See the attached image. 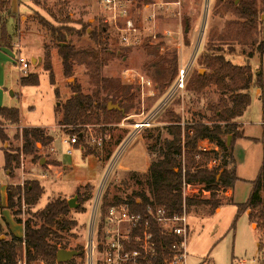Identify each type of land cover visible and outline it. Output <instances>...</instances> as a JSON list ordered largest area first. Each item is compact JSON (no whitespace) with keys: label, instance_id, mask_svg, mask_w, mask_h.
<instances>
[{"label":"rangeland","instance_id":"rangeland-1","mask_svg":"<svg viewBox=\"0 0 264 264\" xmlns=\"http://www.w3.org/2000/svg\"><path fill=\"white\" fill-rule=\"evenodd\" d=\"M10 1L9 5L14 8L13 0ZM240 2L241 0L235 1L237 5ZM16 3H18L17 11H14L13 17L8 19V31L11 36L9 48L13 51L10 56L13 76L9 84L8 100L10 106L20 109L22 121L20 124L4 122L1 125L4 131V149L20 156L21 163L20 167L9 169V175L11 178H16L12 185L24 186L26 182L37 179L43 158L48 156L43 167L48 166V163L57 162L51 158L53 146L43 148L41 143L38 144L43 158L34 163L35 168L30 162L32 157L25 155L22 150L23 140L19 138V133L24 128L23 124L46 128L47 132L54 136V147L58 158L69 166V169L53 186L48 187L49 192L44 195L40 205L47 204L49 195H52L56 186L63 187L56 192H68L89 180L96 188V191L91 192L92 185L88 184L90 186L84 187V191L80 194L81 198L77 194L68 199L69 201L76 198L75 206L70 207L71 212L66 218L76 221L77 224L66 230H58V235L54 238L60 247L84 251L83 256L80 254L73 259L79 264H88L86 251L89 242L94 238L98 244L101 237L99 223L102 217L100 206L103 196L108 195L111 201L117 202L135 196L136 193L147 191L146 180L150 169V167L147 168L148 164L159 157L160 148L165 146L167 140L172 139L168 127L174 114L181 115L183 128L195 122H204L213 126L218 122L217 110L233 106L231 93L221 91L216 85L208 86L202 93L188 89V82L195 73L210 72L208 68L200 64V57L209 46L213 45L221 49L227 59L238 65L246 64L248 53L253 50H256V55L251 60L253 66L263 65V60L259 56L257 45L242 43L240 39L234 38L233 34L229 38L225 37L229 28L234 26L231 23L237 19V16L220 0H134L132 12L139 27L137 35L139 40L131 45L121 40L117 24L105 21L107 13L103 10L100 0H16ZM4 7L0 4V9ZM262 19L264 20V15ZM42 22L50 26L68 23L76 32L88 27L87 32L70 35L69 41L80 49H94L100 52L106 47L114 50L115 53L108 57L101 76L131 85L136 94L134 107L128 114L114 115L103 124L91 125L87 128L85 143L89 144L92 155L101 168L93 167L89 160L83 159L81 150L77 148H82L83 144L79 146L77 144L73 154H68L69 146L64 140L70 134V128L60 126L62 106L72 94L68 84L78 80L83 85L84 91L91 93L95 90V77L88 71L86 63L79 62L75 63V76L71 78L64 76L57 42L52 39L49 30ZM101 25L108 27V31L102 36L105 42L104 47L90 37V34ZM262 28L264 29V23ZM257 37L259 41L264 40V33L257 34ZM155 47H161V53L162 51L178 53L176 72L185 64L191 65L185 91L175 93L168 101L167 95L173 90L178 75L175 73L173 83L164 91L158 87L149 70V64L153 59L149 50ZM48 52L51 55L50 60L57 85L51 83L49 71L45 69ZM19 55L29 61L28 73L20 71ZM34 58H37V61L33 62ZM31 74L39 75L40 84L23 86L21 79ZM140 75L152 81V85L146 84L144 89L139 79ZM58 86L61 88V97H57L56 94ZM250 92L252 105L245 116L238 119L244 124L245 135L249 138L240 139L235 149L239 171L242 177L245 176L243 177L245 184L241 183L238 198L245 202L249 198L252 181L258 178L264 162V98L262 94L260 96L257 94V88H252ZM165 101V106L156 116L154 124L150 128L141 130L134 139L127 142L133 130L131 122L139 120L140 113L153 111ZM121 103L128 105L127 101L120 100L117 104L122 110L124 108ZM130 115L131 120L125 121V118ZM123 122L125 125H121ZM230 136L232 135L227 137V141ZM94 138L98 140L102 138V146L94 143ZM1 145L0 138V147ZM206 147L207 151L200 150ZM84 151L85 155L89 154V149ZM216 151H219L216 143L208 140L199 142L198 153L215 155ZM182 160L185 167L187 162L185 148ZM257 163L258 169L255 166ZM4 164L5 155L0 149L2 190L8 183L3 170ZM196 189L199 188L189 185L187 195L199 196V190ZM89 194L90 199L82 207V202ZM204 195L202 193L200 196ZM5 208L7 206L1 203L0 238L2 239L11 232L5 222ZM210 209V205L206 203H196L189 208L188 213L194 224L188 242L186 264H240V262L261 264L258 244L264 241V231L261 227L255 229L257 225L254 226L255 228L252 226L250 215L245 212L237 216L238 207L227 203L223 204L220 213L210 212ZM16 210L19 212V217L24 220L32 218V215L38 212L37 208L30 209L25 204L22 208L17 207ZM202 216L204 218H201ZM25 257L26 251H23L20 264H26ZM36 264H41V261ZM42 264L45 263L42 262ZM94 264H103L101 250L96 252Z\"/></svg>","mask_w":264,"mask_h":264},{"label":"trees","instance_id":"trees-1","mask_svg":"<svg viewBox=\"0 0 264 264\" xmlns=\"http://www.w3.org/2000/svg\"><path fill=\"white\" fill-rule=\"evenodd\" d=\"M230 11H233L237 19L232 21L225 37L233 34L234 38L240 39L242 43L257 45L259 56L263 60L264 40L259 41L257 34L264 33L262 25L264 20V0H241L237 5L236 0H220ZM10 0H0V4L5 6L0 9V48L11 47L8 31V19L13 17L14 10L9 5ZM4 14V15H3ZM6 15V16H5ZM49 30L50 36L57 42L59 56L63 63V73L66 78L75 76V63H86L89 72L95 77V90L91 93L84 91L83 85L76 80L69 83L71 95L62 106L60 126L70 128V134L79 135V145L84 149H89V154H93L89 144L85 143L87 128L91 125H99L107 122L114 115L124 116L134 107L136 94L131 85H125L121 81H115L101 76L104 65L108 61L110 54L114 50L104 47L103 34L108 31L106 25L96 28L90 37L103 46L104 51L97 52L94 49L77 48L70 35L87 32L88 27L83 31L76 32L68 23L61 26H50L42 22ZM149 54L153 56L149 67L150 75L163 91L174 81L178 68V53L162 51L161 47L151 48ZM168 53V54H167ZM256 55V50L248 53V61L244 65H238L227 59L221 49L211 45L200 57V64L210 70L205 74L195 73L188 82V89L197 93H202L208 86L216 85L223 92L231 93L232 107L219 109L216 112L218 122L210 126L204 122L190 123L182 127L181 115L172 117L168 127L172 139L166 141L165 146L159 150V157L152 161L147 174L146 184L150 191L148 196L145 192L136 193L128 200L132 203L133 209L143 210L144 204L154 200L158 204L165 206L171 214L182 213L185 208H189L196 203H206L210 205L211 211H215L222 201V195L229 188L233 189L239 180L237 176V160L234 155V143L237 138L243 137L236 119L243 116L247 108L252 103L251 89L263 88V65L258 71H254L251 63ZM50 53H46L45 69L49 71L51 83L57 85L55 72L50 60ZM179 70V69H178ZM23 86L39 85V75L31 74L21 79ZM57 97H61L60 86L56 87ZM120 100H125L128 105L123 106V110H109V102L117 104ZM21 112L16 107H1L0 122H10L20 124ZM0 134L4 138V131L0 129ZM233 136L231 145H228L227 137ZM19 138L23 140L22 150L27 156H31L36 162L41 160L38 144L43 148L48 147L54 138L41 127H25L20 131ZM208 140L216 143L219 151L213 153H198L199 142ZM186 149V164H183V151ZM201 158H197L198 155ZM212 160H218V164L209 168ZM21 158L11 152L6 153V166L8 169L20 167ZM15 165V166H14ZM185 169V170H184ZM202 184L203 190L210 193L209 199L198 200L195 196L186 195L184 183ZM45 188L39 180H31L22 185L8 186L7 208L13 213L15 220L25 226L24 237H18L11 232L6 234V238H0V264H20L21 255L26 251V264H35L38 261L45 264H58L57 254L60 247L54 238L58 235V230H66L76 221H71L66 217L70 214L71 208L67 199L58 198L48 203L42 211L34 213L32 218L26 220L19 217L17 207L22 208L23 204L32 209L36 206ZM81 198V195H79ZM88 195L81 206L90 199ZM141 198L142 203L137 199ZM123 201V199L119 200ZM108 195H104L100 206L101 214L104 215L107 209L113 204ZM238 207L237 216L251 210L250 219L257 223L264 231V164L256 180L253 181V189L249 199L245 203L236 204ZM102 225L99 224V229ZM157 232L159 255L156 264H164V259L170 253V247L176 237L170 236L162 231L160 227H155ZM260 259L264 264V241L260 243ZM84 251H81V256ZM60 264V263H59ZM68 264H79L72 259Z\"/></svg>","mask_w":264,"mask_h":264},{"label":"built area","instance_id":"built-area-1","mask_svg":"<svg viewBox=\"0 0 264 264\" xmlns=\"http://www.w3.org/2000/svg\"><path fill=\"white\" fill-rule=\"evenodd\" d=\"M133 1L100 0L103 10L107 13L105 21L117 24L121 40L129 45L136 44L139 40L137 36L139 27L132 12ZM18 65L20 71L28 73L30 64L25 57L19 55ZM190 70V63L180 68L174 88L167 95V101L175 93L185 91ZM139 79L144 89L146 84L152 85V81L147 80L143 75H140ZM165 103L166 101L153 111L140 113L141 118L131 122L130 125L133 130L127 142L134 139L141 130L150 128L154 124L156 116L165 106ZM131 118L130 115L125 118V121H130ZM121 125H125V122ZM66 137L64 141L69 146L68 154H73L74 147L79 143V135L69 134ZM100 139L94 138L93 140L94 143L102 146L103 141L102 138ZM202 149L204 151L208 150L207 147L200 150ZM197 158H200V154ZM210 164L209 166L212 168L218 164V160H213ZM189 185L186 182L184 183L185 196ZM141 200V198H138L137 202L142 203ZM99 224L102 225L99 229L101 237L98 244L94 238L89 242L86 251L88 264H94L98 250L103 253V264H156L159 251L155 227H160L164 233L176 237L170 247L169 255L164 259V264H186L190 235L189 213L186 204L182 213L171 214L168 208L154 200L144 204L142 211L133 209V205L128 199L117 201L102 215ZM24 263H26V257ZM241 264H244V262H241Z\"/></svg>","mask_w":264,"mask_h":264},{"label":"crops","instance_id":"crops-1","mask_svg":"<svg viewBox=\"0 0 264 264\" xmlns=\"http://www.w3.org/2000/svg\"><path fill=\"white\" fill-rule=\"evenodd\" d=\"M13 6H14V8H13L14 11L16 12L17 11V7H18V3H16V0H13ZM12 52L13 51L9 47H1L0 48V108L1 107H13V106H10L11 104H10V101L8 100L9 84L11 83L10 81H11L12 76H13V69H12V66H11L12 63L10 61V56H11V54H13ZM33 60L37 61V58H34ZM41 60L42 59H40V61ZM259 67H260V64H258V66L254 65L253 66L254 71H258ZM257 94L259 96L262 94L263 98H264V56H263V88H257ZM251 105H252V103H251ZM250 106L247 108V110L245 111L243 116H241V118L245 116V114L248 112ZM239 118L236 119V123L238 124L240 131L243 133V137L237 138L235 140V143H234V155H235V158L237 160V176L239 177V180L237 181V183H236V185H235V187L233 189L229 188L228 190H226V192H224V194L222 195L223 201H222L221 205L218 208H216L215 211H214V212H217V213L221 212V210L223 208V204H225V203L232 204V205H235V206H237L236 204H238V203H245V200L242 201V200H240L238 198V192H239V188L241 186V183L243 182L245 184V180H244L245 178H243L245 176L242 177V175H241V173L239 171V169H240L239 168V162H238V158L236 156L235 149L239 145V140L243 139V138H246L247 135H245L244 124L238 121ZM263 120H264V116H263ZM23 127L24 128L25 127L31 128V127H37V126H27V125L23 124ZM41 128H43V127H41ZM0 129H3L2 125H1V122H0ZM44 129H46V128H44ZM52 137L54 138V136H52ZM0 138L2 140V145H1L0 149L3 151V153L5 155V164L3 166V170H4L5 174H6L7 181H8V183L4 185V187H5L4 190H2L1 182H0V204L2 203V205L6 207L7 204H8V186L12 185V182H14L16 180V178H13V177L11 178V176L9 175V169L6 166V153L7 152H11V151H9V150L6 151L4 149L5 143H4V140H3V136H1V134H0ZM247 138H249V137H247ZM54 141H55V139H54ZM54 141L51 143V145L49 147L52 148V146H53V157H51V158H54L55 159L54 161H57V162L55 164L54 163L53 164L52 163H48V166L43 167V165L46 163V161L48 159V156H47V157H45V158H43L41 160V162H40L41 166H40V169H38L39 170V172H38L39 174L37 175V179L36 180H39L41 182V184L45 188V193L41 197L39 203L32 208V209L37 208L38 211L39 210L42 211L43 209H45V207L48 205V203L53 201V200H55V198L56 199L57 198H62V199H67L68 200L70 197H73V196H75L77 194L78 195L82 194V192L84 191V187L86 185L90 186L88 184L92 185V187L90 186V188L92 189L91 192L92 191L93 192L96 191L95 185L92 184V182L89 181V180L85 181L84 183L82 182L77 187H75L73 190H70V191L68 190V192H62V191L56 192L59 188H63V187H57L56 186L54 188L55 191L54 190L52 191V195H49L47 204L44 205V206L40 205V202H41L42 198L44 197V195H46L49 192L48 187L49 186L50 187L53 186V184L58 180V178L63 177L64 174L69 169V166L64 164V162L61 159L58 158L56 149L54 147ZM77 148H79L81 150V154H82L83 159L89 160L91 162V166L97 167V168H101V166L99 165V162L97 161V159H95V157L92 154H88V155L84 154V152H85L84 151V146H82V148L81 147H77ZM39 153H41V151ZM30 160H31L30 162L33 164V168H35L36 167V165H34L35 162L32 159H30ZM94 160H96L97 162L94 161ZM151 164H152V162L148 164L147 168H149L151 166ZM263 164H264V162H263ZM255 166H256V169H258V163L255 164ZM44 168L46 169V171H44L45 170ZM41 170H43V171H41ZM192 185L195 186L196 188L197 187L199 188V189H196V190H199V193H198L199 196H197L195 194H193L191 196H193V197L195 196V198H197V199L198 198H201V199L202 198L203 199H209L210 198V193L205 191V190H203V185L202 184H197V185L196 184H192ZM252 189H253V181H252V187L250 188V190H251L250 194L252 192ZM201 191H202L203 194H205L203 197L200 196L202 194ZM145 193L148 196L150 195V191H149L148 187H147V191ZM249 197H250V195H249ZM210 212H212V211H210ZM210 212H208V214H210ZM250 212H251V210L247 211V213L249 215H250ZM4 217H5V222L7 223V225L9 226V228L11 230V233L14 234L15 236H18V237H24V235H25V226H24L23 223H19V222H17L15 220V218L13 216V213H12V211L10 209L5 208ZM201 218H204V216H202ZM191 219H192V217L189 214L190 235H192L193 224H194V223H192ZM255 225L258 226L257 223L252 222V226L254 227ZM258 228H259V226L257 228H255V229H258ZM190 235H189V238H190ZM258 245H259V248H260V243ZM41 264H42V262H41ZM240 264H241V262H240Z\"/></svg>","mask_w":264,"mask_h":264},{"label":"water","instance_id":"water-1","mask_svg":"<svg viewBox=\"0 0 264 264\" xmlns=\"http://www.w3.org/2000/svg\"><path fill=\"white\" fill-rule=\"evenodd\" d=\"M200 47V46H199ZM35 62V60H33ZM108 108L111 109H121V106L119 104H113L112 102H109ZM232 142V136L228 139V145H231ZM75 200L76 198H73L69 200V205L71 208L75 206ZM81 254V251L78 250H68V249H59L57 254V262L58 263H68L76 256H79Z\"/></svg>","mask_w":264,"mask_h":264}]
</instances>
